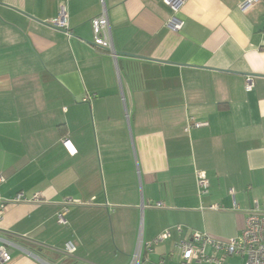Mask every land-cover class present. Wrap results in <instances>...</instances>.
<instances>
[{
    "label": "crops",
    "instance_id": "obj_1",
    "mask_svg": "<svg viewBox=\"0 0 264 264\" xmlns=\"http://www.w3.org/2000/svg\"><path fill=\"white\" fill-rule=\"evenodd\" d=\"M61 1L71 36L50 22ZM104 2L117 67L91 42L101 0H0V199L41 196L0 214L9 264H130L139 239L140 264H177L192 231L228 240L264 208V0ZM65 198L78 203L59 224Z\"/></svg>",
    "mask_w": 264,
    "mask_h": 264
},
{
    "label": "built area",
    "instance_id": "obj_2",
    "mask_svg": "<svg viewBox=\"0 0 264 264\" xmlns=\"http://www.w3.org/2000/svg\"><path fill=\"white\" fill-rule=\"evenodd\" d=\"M165 4L170 6L174 12H177L180 6L183 4L184 0H163ZM261 0H240L239 8L245 10L255 3ZM66 3L61 1L58 5V11L55 18L50 22L65 30L67 36H71L72 32L69 29L65 12ZM168 25L174 29H181L183 22L177 19L171 18ZM92 28V45L94 48L106 52L114 60L117 67L118 54L114 47V41L112 36V31L109 22L108 10L105 5L104 0H101V11L98 15L91 19ZM118 73V68H117ZM118 82L120 85L121 101L123 108L126 110L125 96L123 94L120 77L117 74ZM253 88V77L251 75L246 76L244 89L245 91H250ZM88 99V98H86ZM192 118H189V123L185 130H188L190 126H200L201 123L192 122ZM63 145L71 152H74L70 141L68 138L62 139ZM196 180V194L199 198L208 193L209 181L205 171L196 170L195 171ZM5 181V177L0 173V183ZM41 196L39 193H34L30 197H27L23 192H18L13 198L9 200L0 199V214L7 207V205L17 202H40ZM78 203L77 200L72 198H65L61 209L56 214V219L59 224H66L67 220L65 215L69 209L70 205ZM157 207H161L162 203L157 202L155 204ZM201 210H219V204H211L207 207L200 206ZM180 230V226H177ZM170 237L169 229L162 230L157 236L153 238L150 243L146 244V249L151 250L152 245H156L163 240ZM9 246H15L13 241L9 239H3L0 241V264H9L12 260V255L8 249ZM174 247L179 250L181 259L177 264H187L190 261L198 262H208L213 264H227L226 259L232 255H241L244 257L243 264H264V208L255 202L253 207L247 211L245 218V225L241 233L228 240L215 239L209 236L205 232L192 231L187 237H184L180 241L174 244ZM68 254H72L75 251V246L68 242L65 246ZM143 248V242L140 239L137 243V247L132 254L130 264H140L141 252ZM22 249V248H20ZM208 249L211 253H208ZM25 253L33 255L31 252L22 249ZM160 263H163L161 260Z\"/></svg>",
    "mask_w": 264,
    "mask_h": 264
},
{
    "label": "rangeland",
    "instance_id": "obj_3",
    "mask_svg": "<svg viewBox=\"0 0 264 264\" xmlns=\"http://www.w3.org/2000/svg\"><path fill=\"white\" fill-rule=\"evenodd\" d=\"M139 240H140V239H139ZM139 240H138V241H139ZM138 241H137V243H138ZM136 247H137V244H136ZM135 249H136V248H135Z\"/></svg>",
    "mask_w": 264,
    "mask_h": 264
}]
</instances>
